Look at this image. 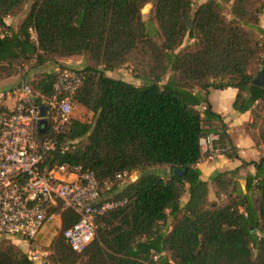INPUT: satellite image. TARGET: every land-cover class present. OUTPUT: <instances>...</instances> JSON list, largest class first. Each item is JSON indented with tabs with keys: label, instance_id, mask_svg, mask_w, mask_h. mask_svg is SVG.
I'll return each mask as SVG.
<instances>
[{
	"label": "trees",
	"instance_id": "1",
	"mask_svg": "<svg viewBox=\"0 0 264 264\" xmlns=\"http://www.w3.org/2000/svg\"><path fill=\"white\" fill-rule=\"evenodd\" d=\"M29 1L0 0V80L23 67L27 74L73 58H82L80 69L88 72L74 101L91 113V122L72 120L45 165L79 166L100 187L118 173L138 174L113 187L111 199L124 204L97 218L82 253L62 236L78 216L69 208L60 211L59 204L60 234L47 262L264 264V156L215 172L208 181L197 168L200 139L211 133L229 147L227 158H237L208 103L210 90L238 91L233 109L250 111L246 131L264 155V89L252 83L264 64V0H205L195 9L194 0H33L12 31L5 18ZM153 1L144 20L141 12ZM124 67L132 68L139 87L106 75ZM168 72L171 79L162 83ZM56 79L43 72L25 80L37 106L51 96ZM248 166L254 173L241 177ZM210 191L216 200H209ZM0 264L34 263L16 245L0 241Z\"/></svg>",
	"mask_w": 264,
	"mask_h": 264
},
{
	"label": "built area",
	"instance_id": "2",
	"mask_svg": "<svg viewBox=\"0 0 264 264\" xmlns=\"http://www.w3.org/2000/svg\"><path fill=\"white\" fill-rule=\"evenodd\" d=\"M33 35L31 32L34 40ZM26 70L23 67L19 74ZM87 76L82 69L60 71L51 96L42 106L34 103L31 86L22 80L13 92L12 109L0 112V237L30 242L46 224L60 218V211L69 208L78 220L62 236L73 252L82 253L95 236L97 218L123 206L124 201L103 198L101 193L111 195L115 185L132 182L136 173H118L100 187L93 173L79 166L45 165L56 149L58 136L77 120L73 108L80 106L74 95ZM41 107L45 110L43 116ZM40 120L47 123L45 134L37 131ZM218 141L217 134L202 137V154L225 155L229 147H221ZM59 204L62 207L57 211ZM26 257L32 263L47 264L48 254L29 248Z\"/></svg>",
	"mask_w": 264,
	"mask_h": 264
},
{
	"label": "crops",
	"instance_id": "3",
	"mask_svg": "<svg viewBox=\"0 0 264 264\" xmlns=\"http://www.w3.org/2000/svg\"><path fill=\"white\" fill-rule=\"evenodd\" d=\"M11 18L12 16L5 18V23L8 26H10V28H11ZM16 25L17 23L14 26ZM260 27L264 30V13L263 15H261L260 18ZM12 31L15 32L16 29L13 28ZM63 64L65 65L66 68H70V69H80V68H84L85 66V62L81 60V58L79 60H66L65 62H63ZM58 70L59 67L55 66L54 71L56 72ZM19 75L4 80H0V84H1L0 90H2L0 92V104L4 109H12V107L14 106L15 98L12 96V94L10 95L8 93L5 94V92L8 91L6 88L12 87L11 89H13V87H16L15 89H17L21 81L24 80L23 75H21L22 76L21 78L19 77ZM119 80L130 83L136 87L140 86V85H136L135 82H133V80L132 81L124 80V79H119ZM237 94L238 91L233 88H225L222 90L209 91L207 99L210 108L212 112L218 114L221 117L222 122L226 127L225 134L227 136L228 142L237 152V158H227L225 155L215 156L212 153L202 154L203 155L202 159L197 164V168L201 173V179L204 181H208L215 172L233 170L239 168L241 166V162L258 161L262 156H264L262 149L256 148L254 146L253 141L251 140V138L249 137L246 131V126L251 121L250 111L240 113L233 109V103L236 100ZM241 151H243L244 153L241 154L240 153ZM242 169H245L244 176L247 173L250 174L254 173V168L252 166H248ZM242 169H240V171ZM240 171H239V175L243 177L242 176L243 174ZM240 181L244 182L243 180ZM240 186L243 189L244 183L243 184L240 183ZM57 220L58 222H60V218H58ZM17 242L19 244L24 243V241H21L20 239H18ZM34 264H38V263H34Z\"/></svg>",
	"mask_w": 264,
	"mask_h": 264
},
{
	"label": "rangeland",
	"instance_id": "4",
	"mask_svg": "<svg viewBox=\"0 0 264 264\" xmlns=\"http://www.w3.org/2000/svg\"><path fill=\"white\" fill-rule=\"evenodd\" d=\"M33 0H30L29 2H27L24 6H22L11 18V28H15L17 29V26L18 24H20L22 18L27 14L29 8H30V5L32 3ZM205 0H194L193 1V9H195L199 4L203 3ZM153 4H154V1L153 3H149L147 6L144 7L143 11L141 12V15L143 17L144 20H148L150 17H151V12H152V7H153ZM264 13V11H263ZM263 13L261 15H263ZM224 15L229 19L230 18V14H229V6L226 5L225 6V10H224ZM17 23L16 26H14L15 24ZM14 26V27H12ZM11 29V30H12ZM33 38L35 39V36L33 35ZM155 40L160 43L161 39L159 37H156ZM187 44H189L188 41H184L183 43V46H186ZM80 58H73V59H69V60H79ZM82 60V58H81ZM66 59H63V60H59L57 63H49L47 65H45L44 67H41V68H38V69H35V70H32L30 69L29 72L26 74V72H24L23 75H25V80L26 81H33L35 80V78L40 74V73H43V72H52V73H59L60 71H63L65 69H70V68H66L65 65L63 64V62H65ZM263 62H264V57H263ZM55 66L56 67H59V70L58 71H54L55 69ZM264 67V64L263 66H261V68ZM260 68V70H261ZM259 70V71H260ZM22 74L19 75V77L21 78ZM106 75L110 78H113V79H124V80H130L133 82H135L136 85H141L142 82L140 81V79H138L136 77V74L134 72H132V68L131 67H124L122 69H119V70H116V71H113V72H106ZM172 77V74L170 72H168L165 77L163 78V81L162 83H165L167 80L171 79ZM1 85V84H0ZM16 86V85H15ZM12 87L10 88H6L8 91L5 92L8 93L9 95L12 94V96L14 97L13 95V92L16 91V87H13V89H11ZM2 90H0L1 92ZM34 94V93H33ZM73 117L83 123H90L91 122V113L80 108V107H74L73 108ZM160 171L164 170L163 169H159ZM244 176L245 174V169H242L240 171ZM138 177V174H133L132 175V179L131 180H135L137 179ZM239 182L241 184H243L244 182L240 181ZM122 185H120L121 187ZM108 197H112V195L110 194H106V195H103V198H108ZM188 195L187 193L184 194V196L182 197L181 199V204H184V202L186 201ZM209 200H216L215 198V195L212 191L209 192ZM58 218H56L52 223H49V224H46L42 230L40 231V233L37 235V237L30 241V242H27V241H24V243L22 244H19L17 241L18 239H16L15 237H0V241L1 242H6V243H12L14 245H16L22 252H24L26 254V251L30 248L32 250H38L40 252H45L48 254V256H50L51 254V245H52V242L54 241L55 238H57L60 234V222H58L57 220ZM173 224V221L171 219H169L166 223V227L165 229L166 230H169L170 226ZM23 241V240H21ZM47 264H49L47 262Z\"/></svg>",
	"mask_w": 264,
	"mask_h": 264
},
{
	"label": "water",
	"instance_id": "5",
	"mask_svg": "<svg viewBox=\"0 0 264 264\" xmlns=\"http://www.w3.org/2000/svg\"><path fill=\"white\" fill-rule=\"evenodd\" d=\"M189 28H192V24L188 25ZM254 85H257L264 89V67L258 72L256 78L252 82ZM44 107L40 108V116L44 115ZM47 129V123L44 120H40L37 125V131L39 134H45Z\"/></svg>",
	"mask_w": 264,
	"mask_h": 264
}]
</instances>
